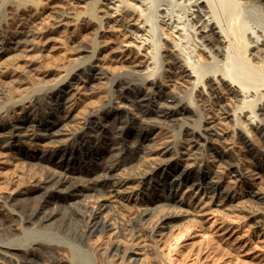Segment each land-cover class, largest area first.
I'll return each instance as SVG.
<instances>
[{"label":"rangeland","instance_id":"rangeland-1","mask_svg":"<svg viewBox=\"0 0 264 264\" xmlns=\"http://www.w3.org/2000/svg\"><path fill=\"white\" fill-rule=\"evenodd\" d=\"M125 1H129L132 5L141 6L142 8H134V10H131V7L127 6L126 8H129L128 11H126L128 15L123 19L119 18V21H116L114 20L116 17H112L116 15L115 10L112 9L116 8V6L109 3L107 0H0V24L2 25L4 23L3 20H6L7 18V24L10 27V30L19 32L25 30L21 25L22 17L33 20L34 22L29 31H33L36 34L35 40L43 44L47 39L49 30L57 25L58 19L62 14L66 16L68 13H71L72 15L74 13V17H77L74 18L75 20L72 19L75 22L77 21L76 30L80 34L77 43L72 42L70 34H65L66 37H63L64 40L62 43L56 44L49 49H47V46H43L42 50L39 51V61L35 65H37L38 71H46L48 77L58 68L79 63L83 60L81 56H85V59H88L90 54H88V52L79 51L81 48H89L97 54H102L105 57H103L104 64L109 67L110 73H108V75L110 74V76L107 77L108 79L105 78L103 80L105 82L104 84H101L102 86L99 84L94 91V89H89L84 81H78L75 85L77 87L74 90H71L72 95L69 94L71 97L68 98L69 103L67 102V106H69L68 111L71 109L69 111L70 118L64 126L66 131L76 128V126L83 120L85 114L83 112L87 113V109L89 110L90 107H92V104L94 106V104L97 105L100 104L101 101L103 103L107 100L105 107L106 111L110 113L116 112L117 108L115 106L119 105L131 123V127L128 129L104 132L106 137L112 135L110 138L116 144L113 149L114 151L110 150L104 154V158H102L103 162L101 159L99 161L90 157V154L85 155L78 152L63 153L64 151H57L56 153L55 151L57 147L61 144L59 141H55V143L51 141L50 143V140H32V136L28 139V137H25L22 134L21 136L19 134V136L6 141L5 139L7 138L3 139L2 134H0V161L8 160V166L6 165L5 168L8 169L7 171L0 167V174L2 173V175H0L1 180L6 177L5 173L8 171L12 172L17 170V173H12H16L15 175L20 178V181L23 180L24 183L27 184L36 181L34 184H39V180L44 179L47 167L68 174H66L67 181L64 185L55 186L48 183H41L43 188L37 189L36 193L33 195L35 197L39 196V198H41L40 200H42L40 201L41 204L39 206V211H42V213L37 217H30V215L23 213L21 208H19V203L29 202V195L7 194L9 191L8 188L11 187V185L9 186L8 181H6L8 178L6 177V180L3 179V182L0 181V194L1 196L3 195V199L1 198L2 201L0 202V237L9 242L22 243H28L40 239L44 241L55 240V236L48 235L47 232L55 231V226L59 222L60 217L46 219L44 216H47L48 213H53L54 215L63 210L66 212H77L78 215L71 218L72 221H74H69V223L73 225L71 237H75L76 235L80 236L85 227L84 219L86 216L83 217V213L90 208L88 206L86 207L85 204H97L99 199L101 201L105 197L107 200L111 199L110 194L111 190H113L114 183L124 177H134L130 182L131 189L134 190H129L132 193H130L131 196L129 194L124 202L122 200L121 203H117L119 206L113 205V209L116 206L118 208L116 207L114 210L111 209L112 213L111 211L108 213L111 217H114V212L116 213L115 216L117 219L116 217L114 218L117 220H115L117 224L136 218L138 212H143L148 205L149 207H155L156 205L149 201L151 191L148 189V185H144L141 182V174L139 173V171L148 163V154H146V150L147 153H152V156L158 158L161 156L158 160L159 163L163 160L171 161L175 160V158L176 160L181 159L182 164L179 166V170L186 172L191 169L190 172H197L196 175L194 174L195 178H198L201 169H207L205 167L207 166L209 168L208 171L210 172L207 180L210 181V179L213 178L220 182V187L218 185V190L215 194L219 192L220 196L223 197H225L226 194H231L233 196L231 200H226L223 197L220 198L223 201V204L226 203L225 206L230 210L221 209L218 206L213 205L212 209L206 211L199 217H192L191 220H179L180 222L174 220L173 224H175V227L177 228L174 227L175 230L173 228V232L172 230L171 232H168L166 228V230L162 229L161 231H165L164 233L167 234L160 238L157 237L159 241L157 238H150L151 240L142 238H130V240L129 238H117V240L120 241V246H116L115 248L110 247L115 245L116 235L114 236L115 233L113 234V229L107 228L104 233L96 232L93 235L85 237L83 242L71 241V244L76 248L75 251H73L76 258L81 261L89 260L97 263L96 255H98L102 260H105L104 264H264V126L258 125L257 127L255 125V127H251L248 125L243 128L245 133L244 131H240L236 125L239 120L232 115L228 116L227 113L230 112L231 114H234V109L239 105L241 106L242 101H236L228 95L226 98L224 92L222 93L219 90L218 82L216 83L215 80H205V83L207 81V84L211 85V87L209 88L208 86L206 90L201 88L200 98L202 101L199 102L197 101L198 97L196 98L195 91L193 90L196 80L194 77H189L188 80L187 78H183L182 81L184 84L182 83L179 89H174L175 91H171L172 88L169 89V87H164L160 84V81V83L157 82L158 85L156 82L149 81L148 76L151 72L150 68L152 67V63H150V54H147V51H142L144 54H142V52H140V54L137 49L140 45L137 35L145 34L144 30L141 28V26H144L142 18H149V23L151 24L148 23L150 25L149 28L152 29V27H155V30L152 29L153 33L157 32V35L158 33H160V35H163L164 33L171 39L170 41H166L165 39L168 46L167 51L169 50L167 52L169 57L166 56L164 58L166 52L163 54V51H161L164 40L160 39L163 36L159 37L154 34V36H156L154 38L156 43L154 42V44L156 45H153L148 51L155 48V52H153L156 60L160 62V65L152 72L153 76H160L165 69V66L170 68L169 65H174L172 63H169L168 65L167 63L172 61V59L176 60L178 57L180 58V56L184 57V59L192 65L199 66V68L203 67V69L206 68V70L204 69L203 71H210L209 73L211 75L218 67L215 69L213 68L215 67L216 62L213 61V57H211L208 52L200 51L201 56L197 53L196 39L193 38L194 35L190 30H187L188 33L186 37H183L180 41L176 37L178 35L176 32H173L168 26H163L164 24L161 25V23H159L160 17H158L157 10L156 8L154 9V7L159 6L157 9L166 7L175 18H177V16L178 18H186L187 15L185 16V13H188V7L186 4H183L184 6H182L174 0H153L149 5L150 7H146L141 5L138 0ZM213 2H215V0ZM106 3L109 5L107 6ZM218 3L221 2L216 0L214 3L215 5L217 4L215 8L221 9L222 7L223 10H225L224 7L221 6L222 3L219 4L221 7L218 6ZM260 3H262L261 0ZM219 10L216 11L221 16L222 12L223 14L224 12L226 13V11L221 10V12ZM76 13L78 15H76ZM249 13H251V15H249ZM249 13H246L245 15H247V17L249 15L250 18L245 17L246 20L249 21L248 25L252 27V30H258L260 28L264 29V22H262L264 8L261 13L263 14L262 17L260 14L254 15L256 14L254 12ZM109 15H111V17L105 20L108 22L104 24V31L101 32L104 35L99 38L97 33L101 24L98 17H107ZM139 16L141 20H138ZM223 16L225 17V15ZM157 18L159 19L157 20ZM160 27H162L163 33H161L162 29ZM250 31L251 29H249V32ZM101 41H113L112 46L124 44V42L131 43L132 45L128 48L126 54L134 57L137 61L142 60L143 63L135 66V64L124 61L123 59L113 61V58H111L107 52L108 48L104 45L105 43H102ZM173 43H180L179 47L181 50L179 51L182 53L175 50ZM74 45L75 47H73ZM173 53L177 55L175 56ZM146 54L149 57H146ZM220 58L224 60L223 56H219V60ZM147 61L150 62L148 63ZM221 64H223V62H220V67ZM212 68L213 71L211 70ZM174 69L175 67H172L171 71H174ZM177 71H175L176 77L179 75V72ZM32 74H34V71ZM210 74L207 73V76ZM128 82L131 85L133 83V86L128 87ZM135 86L143 87L147 92L149 91L154 97V100L158 102V105L166 103L179 109V111L170 115H159L157 112L151 110L148 112L140 111L135 100V92L131 89ZM223 86L227 88L228 85L223 84ZM98 87L100 90H98ZM172 95L177 96V100L170 97ZM191 101L197 104L198 109L191 106ZM153 108L156 109L155 106ZM246 113L247 116L250 115V113ZM72 114L74 115L72 116ZM105 114L106 113H102L100 116L105 118ZM44 116V113H41L37 118H43ZM206 117L208 118L206 119ZM241 120L245 121V124L248 122L247 117H243ZM3 123V116L0 115V124ZM211 124H213V126H211ZM204 125L211 130L217 128V130L223 135H219V137L218 135L215 136L216 139L212 136L211 141H207L202 135L209 136V131H200L202 135L193 132L192 128L199 129ZM188 126L192 128L190 129ZM2 131L3 130L0 129V133ZM117 131L119 133H117ZM41 132L45 133L44 130ZM66 137L67 136L62 135L60 138L65 139H61L64 143L71 142V139ZM56 142H58V144ZM10 144L24 146L30 152H35V149L42 148L45 151L43 156L44 159L42 157L41 160L37 159L31 163L27 162L24 164L26 161L23 160L24 158L22 159L20 151L17 152V150H9L7 148ZM167 144L168 146H173L170 151L171 153L167 152L162 154L165 151V147H168ZM37 145H39V147H37ZM91 145L93 144L88 143V146ZM162 150L163 152L161 153L160 151ZM190 152L193 156L191 158L187 155V153ZM162 157H164V159H162ZM226 157L231 159L233 165L239 166V170L242 169L249 171L250 174L253 175L251 180L249 178L241 180L238 176V171L236 172L235 166H229L223 161V158ZM158 158H155L156 161L154 160L152 166L156 165ZM18 159H20V161ZM21 160L23 161V164L21 163ZM104 160L106 163L112 161L119 162V169L115 172L112 171L109 174L110 178L106 180V183L99 181L101 180L100 178L104 179L103 175H106ZM165 163L167 164V162ZM18 164L23 165V167ZM12 166H15V168L17 166V169L13 170L14 167ZM166 167L167 165L163 166V168ZM166 176V172L161 171L158 175H149V179L153 177L157 179H161L162 177L167 178ZM88 178L90 181L91 179L92 181L97 180L96 184H93L92 189H85L82 187L89 184V181H87ZM193 178H190L189 182H192ZM174 180L175 178L170 179L172 182ZM250 183L257 184V186L252 189ZM48 185H50V187H48ZM73 186H80L79 188H81V191H77L75 196H72V193L74 192ZM5 187H7V190L4 189ZM183 190H185V193H183ZM165 191L160 192L162 193L160 199L163 201H165L168 198L167 196L170 195V191ZM250 191H260L262 198L256 199L253 196L251 197V194L249 193ZM196 192L198 193L190 194V192L187 191V188H183L179 191L176 199L180 200L182 196V198H188L187 202L190 200L196 201L198 198L205 199V194L203 192H199L198 189ZM166 202L167 201H165V203ZM15 203H17V205ZM129 204L130 206L127 207ZM184 207H186V205H184ZM10 209L12 211H10ZM158 209H162V213ZM158 209L156 212L157 217L166 212L163 210V207H159ZM104 213H106L105 210H103V214ZM157 217H155V220ZM154 222H152V224ZM63 237L65 236L63 235ZM148 243H151V249L149 247L150 244ZM77 254H80V256ZM28 255L35 257L39 261H44L46 263L51 262L52 264H60L62 262H64V264H70L69 260L73 257L71 256V258H69L68 254L60 256L55 252L53 259L48 258L49 250L41 249L38 244H35L34 248L28 253ZM5 264L13 263L7 260Z\"/></svg>","mask_w":264,"mask_h":264},{"label":"bare ground","instance_id":"bare-ground-1","mask_svg":"<svg viewBox=\"0 0 264 264\" xmlns=\"http://www.w3.org/2000/svg\"><path fill=\"white\" fill-rule=\"evenodd\" d=\"M107 1L116 6V8L110 7L115 10L116 15L112 17H116L114 19L116 21H119V18L123 19L125 16L128 15L126 11H128L129 8H126L127 6L131 7V10L132 9L134 10V8L135 9L142 8L141 6L132 5L131 2L125 0H107ZM138 1L141 3V5L146 7H150L149 5L151 4V2H153V0H138ZM174 1L180 3L179 5L182 6H184L183 4H186V6L188 7V11H187L188 13H185V16L187 15L186 18L183 17L178 18V16L177 18H175L174 16L171 15L169 9H167L166 7H163L162 9H157L159 8V6H157L154 7V9L156 8L157 15L158 17H160L159 23H161V25L164 24L163 26L165 25L168 26L173 32H176L178 34V35L176 34L177 35L176 37L180 41L181 39H183V37L184 38L186 37L188 33L187 30H190L191 33L194 35L193 38L196 39L195 41L197 43L196 44L198 51L197 53L201 56L200 51L208 52V54L211 57H213L214 59L213 61L216 62L215 67L213 68L215 69L216 67H218L221 69L222 67V69L221 70L218 68L217 70L215 69L213 72L214 74L211 72L212 73L211 75L209 73L210 71H203L204 69L206 70V68L203 69V67L202 68L200 67L201 68L200 70L201 72H200L199 66L188 63V61L185 60L184 57L180 56V58L178 57L176 60H174L170 56L172 61L167 63V59H166V63L168 65L169 63H172L174 65H169L170 68L165 66V69L163 70L160 76L158 75L153 76L152 72L158 68L160 62L155 58L154 55L155 48L153 50L150 49V51H148V49L152 48L153 45H156L154 44V42L156 43V41H154V38L156 37L154 36V34L157 35L156 34L157 32L153 33L152 31V29L155 30V27L154 28L152 27V29L149 28L151 25L149 23L150 21L149 18L148 19L142 18V21L144 22V26H141V28L144 30L145 34L137 35V38H139L138 42L140 43L137 49L139 50L138 53L142 51H147V54H150L149 56L151 62L147 61L148 63L149 62L152 63V67L150 68L151 72L148 76L149 81L154 83L156 82V84L157 82L160 81L161 83L160 82L159 83L161 85H163L164 87H169V89L172 88L171 91H173L174 89L177 88L179 89V87L183 83L182 81L183 78H187L188 80L189 77H194L196 80L193 86V90L195 91L196 98L198 97L197 101L199 102L202 101L200 98L201 88H204V90H206L208 86L210 88L211 85H208L207 81L215 80L216 83L218 82L219 90L222 93L224 92L226 98L228 95L229 97L231 96L236 101L237 100L242 101V105L241 106L239 105L236 107V109H234L235 110L234 114H231L230 112L227 113L228 116L232 115L239 120L236 123V125L240 131L243 132L244 131L243 128L248 125H250L251 127H255V125L257 127L258 125L264 126V29L262 28L263 29L262 30L260 28L261 30L260 29L252 30V27L248 25L249 21L246 20L247 15H245L246 13L248 14L249 12H254L256 13L254 15L260 14L262 17L264 14V13L261 14L264 8V0H261L262 3H260V0H244V1L217 0L222 3L221 6H223L225 10H223V8L219 6V4L221 3H218V6L221 7V9L215 8L217 5L214 4L216 0L215 2H213L214 0H174ZM108 5L109 4H107V6ZM215 9L216 10L220 9L219 11L221 10L226 11V13L224 12V14L221 11L222 16L225 15V17L224 16L222 17L219 13H217ZM76 15L78 14L76 13ZM249 15H251V13H249ZM249 15L247 18H250ZM74 16H75L74 13L73 15L71 13L70 14L68 13L66 14V16L62 14V16L58 19L57 25L49 30L47 34V39L44 42V44L41 42H37L35 40L36 34L33 31H29V29L31 28L34 22L33 20H30L26 17H22L21 25L25 30L19 32L10 30V27L7 24L8 22L7 18L6 20L5 19L3 20L4 23L2 25L0 24V104H1L0 115L3 116V121H4L3 124H0V129L3 130L0 134H2L3 139L7 138L5 139L6 141L19 136V134L20 136L22 134L25 137H28V139L29 137L32 136V140L33 139L39 141L50 140V143L51 141H53L54 143L55 141H59V143L61 144L57 147L55 151L56 153L57 151H64L63 153L78 152L80 154L82 153L85 155L90 154L91 155L90 157H93L99 161L101 159V161L103 162L102 158H104V154H106L110 150H113L116 144L110 138L112 135L106 137L104 132L118 130V129H128L129 127H131V123L129 122L121 106L119 105L115 106L117 108V111L110 113L105 109L108 100L103 103L101 101V103L99 102L100 104L97 105L94 104V106L92 104L91 105L92 107H90L89 110L87 109L88 111L87 113L83 112L85 113L83 120L76 126V128L74 127L75 129L72 130L70 129L66 131L64 126L67 120L70 118L69 111L71 109L68 111V107H69L67 106L68 105L67 102L69 100L68 98H70L72 95L71 90H74L77 87L75 86L76 83L78 81H84L89 89L92 90L94 89L95 91L97 86H99V84L100 85L104 84L105 81L103 80L108 76H110V74L108 75V73H110L109 67H107L104 64L105 57L102 54H97L95 51L89 48L88 49L81 48L79 49V51L88 52V54H90V56H88V59H85V56H81L83 60L80 61L79 63L66 66L63 68H58L49 77L46 71L45 72L38 71L37 65H35L39 61L38 60L39 59L38 57H40L39 51L42 50V47L47 46L48 47L47 49H49L51 47H54L56 44L62 43L65 34L71 35V39L73 43L78 42L80 34L76 30L77 21L75 22L74 18L77 17ZM110 17L111 15L107 17L104 16L98 17V20L101 24L97 33L99 38L101 36L103 37L104 34H102L101 32L104 31L103 28L104 24L108 22L105 20ZM263 17H262V22H264ZM158 19L159 18H157V20ZM138 20H141L140 16ZM160 28L162 29V27ZM249 29H251L250 32ZM161 31L159 32L163 33V29ZM157 36L159 37L163 36L162 38H160L164 40L161 51H163V54L164 52H166V54L164 55L165 58L166 56H168L167 52L169 51V50L167 51L168 46H167V42H165V39L166 41H170L171 39L168 37V35L164 33L163 35H160V33H158ZM102 43H105L104 45L108 48L107 52L109 53L111 58H113V61L114 60L117 61L118 59H123L124 61H128L129 63L135 64V66H138L140 63H143L142 60L137 61L134 57H131L126 54L128 48L131 47L132 45L131 43L124 42V44L115 45V46H112L113 41H103ZM173 44L175 50L181 52L179 51L181 50L179 47L180 43H173ZM73 47H75V45ZM142 54L144 53L142 52ZM147 54L146 57H149ZM219 56H223L224 60L221 58L219 60ZM220 62L221 63L223 62V64H221V67H220ZM6 64H10V65H6ZM172 67H175L174 71H171ZM213 68L211 69L212 71ZM33 71L34 74H32ZM175 71L179 72L178 74L180 76L177 75L178 77H176ZM207 73L210 75L207 76ZM205 80H207L206 83ZM128 83H127L128 87L133 86V83L132 85ZM223 84L228 85L227 88H225ZM131 89L134 90L135 92V100L139 106L140 111L148 112L149 110H151L157 112L159 115H170L179 111V109H176L164 102H163L164 104L158 105V102L154 100L152 94L149 93V91L147 92L143 87L135 86ZM98 90H100V88ZM69 94L71 95L69 96ZM170 97L176 100L178 98L177 96H173V95ZM190 104L193 108L198 109L197 104L194 103L193 101H191ZM154 106L156 109L153 108ZM246 112L250 113V115L247 116ZM41 113H44L45 116L43 118H37V116L41 115ZM102 113H106L105 114L106 117L104 116L105 118L100 116ZM73 115L74 114H72V116ZM243 117L248 118V122L246 121L247 124H245V121L241 120V118ZM207 118L208 117H206V119ZM211 126H213V124H211ZM188 128L191 129L192 127L188 126ZM192 129L193 132L200 133V135H202L200 132L202 130L209 131L208 132V134H210L209 136L202 135L204 138H206L207 141H211L212 136H214V139H216L215 136L218 135L219 137V135L221 136L223 135L221 134V132L217 130V128L215 129L213 128V130H211L210 128L205 127V125L199 129L197 128H192ZM42 130H44L45 133H42L41 132ZM117 133L119 132L117 131ZM62 135L69 137V139H71V142L64 143L61 139H64L65 137L60 138ZM56 143L58 144V142ZM88 143H92L93 145L88 146ZM37 147H39V145H37ZM7 148L9 150H17V152L20 151L22 155V159L24 158L23 160L26 161L24 164H26L27 162L31 163L32 161L37 159L41 160V158L44 156L45 153V151L42 148L35 149V152H30L28 149H26V147L21 145L15 146L10 144L9 146H7ZM172 148L173 146L169 145L168 147H165L164 152L163 150L160 152L161 153L163 152L162 154H164L170 152ZM145 152L146 154L149 155V156L147 155L148 163L144 168H142V170H140L141 172L139 171V173L141 174L140 177L142 180L141 182L144 185H148V189L151 191L150 193L151 196L149 194L150 196L149 201L154 205H156L155 207L154 206L149 207L148 205V207L145 208L144 210L141 209L143 210V212L141 213L138 212L137 217L135 216L136 218H132L130 220L127 219L129 221H124L121 222L120 224H117L116 223L117 217L115 216L116 213L113 211L114 217H116V219L108 215V213L111 211V209L114 210L117 207L116 206L113 209L112 208L113 205L114 206L118 205L117 203H121L122 200L124 202V200L127 199L128 195L131 193V191L129 190H134L131 189L130 186V182L133 180L134 177L133 178L124 177L118 182L114 183L113 190H111V194H110L111 199L107 200L105 199L106 198L105 197L103 199L101 198L102 199L101 201L99 199V202L97 204L94 205L85 204L86 207L88 206L90 208H88L87 211L83 213V217L86 216V218L84 219L85 227L83 233L80 236L76 235L75 237H71V234L73 232V227H72L73 225L69 223V221H72L71 218H73V216L78 215L77 212L76 213L73 211L66 212L61 208L63 210L61 212H58L54 215L53 213H48L47 216H44V218L46 219H54L56 217H60L59 222L55 226V231L47 232L48 235L55 236V240L44 241L40 239L28 243H22V242H9L6 241L4 238L0 237V264H5L7 260L11 261L13 264H52L51 262L46 263L44 261L43 262L39 261L35 257L28 255V253H30L31 250L34 248L35 244H38L41 247V249L44 250L48 249L49 250L48 258L51 259L54 258V253L57 252L60 256L66 254H68L69 258L73 256L69 260L70 264H104L105 260H102V258L98 255H96L97 263L91 262L89 260L81 261L80 259L76 258L74 256L75 254H73L74 253L73 251H75L76 248L71 244L72 243L71 241L83 242L85 240V237L89 235H93L96 232L104 233L105 230H107V228L108 229L111 228L113 229L112 231L113 234L115 233L114 236L116 235V240L114 239L115 245H113L110 248H115L116 246H120L119 245L120 241L117 240V238H122V239L129 238V240L130 238L131 239H135V238L155 239L157 237L160 238L163 235L167 234L164 233L165 231L164 232L161 231L162 229L166 228L168 232H171V230L173 232V228L175 227V224H173L174 220H178V221L183 219L191 220L192 217H199L203 215L206 211L212 209L213 205H216L221 209H228L225 206L226 203L223 204V201L220 199L223 196H220L219 192L215 194V192L218 190V185L220 187V182L216 181L217 179H213V178H211L212 180L210 179V181L207 180V177H209L210 174V172L208 171L209 168L207 166H205L207 169L202 168L201 172H199L198 178H195L197 172L195 171L190 172L191 169L187 170L186 172H182L179 170V166L182 164L181 159L176 160L175 158V160H171V161L163 160L161 161V163H159L158 160L159 158H161L160 155H159L160 157L158 158L156 156H152L151 155L152 153L150 154V152L147 153L146 150ZM190 153H187V155L190 156L191 158L193 156L192 153L191 154ZM155 158H158L157 159L158 163L156 162V165L153 164L154 166H152V163H154ZM162 159H164V157H162ZM18 160L20 161V159ZM96 160L94 161L97 162ZM7 161L4 160L0 161V167L3 168L5 171L8 170L5 169L6 165L8 166ZM223 161L227 163L229 166L232 167L235 166L231 162L230 158L227 157L223 158ZM165 162H167V164ZM21 163L23 164L22 160ZM104 164H105L106 175H103L104 179L100 178L101 180L99 181L106 183V180L110 178L109 174L112 171L115 172L117 169H119L118 168L119 162L112 161L110 163L105 162ZM164 165H167V167L163 168ZM19 166L23 167V165H19ZM12 167H14L13 170L17 169V166L16 168L15 166ZM235 168H236V172L238 171V176L241 178V180L245 178H249L251 180V178L253 177V175L250 174L249 171L242 169L239 170V166H235ZM16 171L14 170L12 172H16ZM45 171L46 172L44 174V179H40L39 184L38 183L34 184L36 181L32 182L31 184L24 183L23 180H22L23 182L20 181V178L17 175H15L17 172L14 174L8 171L7 173H5V176L8 178V180L5 179L6 177L3 178L4 180L8 181L9 186L11 185V187L8 188L9 191L7 194L10 193V195L20 194V195L30 196V198L28 197L29 198L28 203H19L20 206L19 208H21L22 212L27 213L28 215H30V217L31 216L37 217L40 216L42 213V211H39V206L41 204L40 201H42L40 200L41 198H39V196L38 197L33 196L36 193L37 189L43 188V186L41 185L42 182L57 186V185H64L67 181V176H66L67 173H61L62 171L61 172H59L58 170L55 171V169L53 170L49 167H47ZM161 171L166 172L167 178L162 177L161 179H157L153 177L149 179V175H158ZM0 175H2V173ZM172 178H175L174 180L175 182L170 181V179ZM190 178H193L192 182H189ZM3 179L2 180L0 179V181L3 182L4 181ZM87 181H89V184L82 186L85 189H92L93 184H96L97 182V180L92 181V179L90 181L89 178ZM50 185H48V187H50ZM250 185L252 189L255 186H257V184L254 183H250ZM79 187L80 186L74 187V192L72 193V196H75L77 191H81V188ZM6 188L7 187H5L4 189L7 190ZM183 188H187V191H189L190 194L198 193L196 192V190L198 189L199 192L201 193L203 192L205 194V199L198 198L196 201L190 200L189 202H187L188 198L187 197L182 198L183 197L182 196L180 200H177L176 197L179 194V191ZM1 189L4 190L3 188ZM71 189H72V185H71ZM165 190L170 191L169 192L170 195L167 196L168 198L167 199L165 198L166 199L165 201H167L166 203L165 201L160 199L162 196L161 195L162 193L160 192ZM184 191L185 190H183V193H185ZM255 191L249 192L251 194V197L253 196L256 199H261L262 197L260 193L262 192V190L260 189L261 192L260 191L255 192ZM2 197L3 195L1 196L0 194V202L2 201L1 200ZM223 198L226 200L227 199L231 200L233 196L231 194H226V196ZM15 204L17 205V203ZM184 205H186V207H184ZM129 206L130 204L127 207ZM159 207L160 208L163 207L164 208L163 210H165L166 212H164L162 215L157 217L156 212ZM11 209L10 211H12ZM103 210H105L106 213L103 214ZM155 217H157L156 220ZM152 222L154 223L152 224ZM63 235L65 237H63ZM148 244H150L149 247L151 249L152 246L151 243ZM77 255L80 256V254ZM60 264H64V262Z\"/></svg>","mask_w":264,"mask_h":264}]
</instances>
